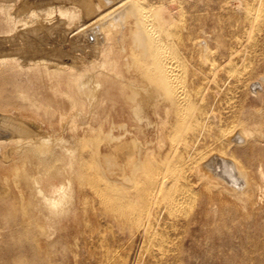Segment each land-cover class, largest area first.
<instances>
[{"label":"bare ground","instance_id":"bare-ground-1","mask_svg":"<svg viewBox=\"0 0 264 264\" xmlns=\"http://www.w3.org/2000/svg\"><path fill=\"white\" fill-rule=\"evenodd\" d=\"M230 3L228 39H202L184 4L0 0V264L80 251L85 264H181L184 244L253 220L264 113L230 101L257 58L264 0ZM16 77L28 86L5 93Z\"/></svg>","mask_w":264,"mask_h":264},{"label":"rangeland","instance_id":"rangeland-1","mask_svg":"<svg viewBox=\"0 0 264 264\" xmlns=\"http://www.w3.org/2000/svg\"><path fill=\"white\" fill-rule=\"evenodd\" d=\"M147 1L150 4H152V5H159L163 1V3L161 5L168 6L170 4L168 7L176 6L177 3H178V6L184 4L181 7L183 9H185V12L186 13H189L190 14V15L187 14V17H188L187 24H188V26L190 27V29H192V31L194 33H196V34L198 33L197 35L201 36L202 39L203 38L209 39L208 38L209 36H211V37L214 36V38L217 37L219 39H228L229 34L233 30V26L234 25H233L232 21H233L234 16H233L232 10H231L233 8V5L231 3H230V5H228L229 1L231 2V0H229V1L228 0H225L224 1L223 0V2H222V0H199L200 2L198 0H178L179 2L177 0L176 1L175 0H165V1L164 0H151V1L147 0ZM195 1H196V3H195ZM220 1H221L222 4L220 3ZM165 2L166 3L168 2L167 5H166ZM191 3H193V4L191 5ZM200 3H202V4L200 5ZM205 4L206 5L208 4V5L206 6ZM190 6H191L192 9L190 8ZM228 6H230V7H228ZM224 7H226V8H224ZM211 9H212V11H211ZM225 9L228 12H226ZM218 11H219V13H218ZM204 12H206V13H204ZM196 13H202V14L204 13V14L202 15V14H196ZM195 22H196V24H195ZM206 25L208 26V28H206L207 27ZM209 25H211V26H209ZM203 27L206 28V29H203ZM209 27H211V28L209 29ZM201 28H202V30H201ZM212 29H214L213 30V33H212ZM207 30H208V33L209 34L207 33ZM219 33H221V34H219ZM259 38H260V40H259L260 46H259V49L257 50L258 51V54H257V51H255L256 52L255 54H256L257 58H255L256 61L255 60L249 61L251 64H250V66H248L246 68L245 73H244L245 76L243 78V81L245 83L242 85L241 88L237 89L238 91L234 89V92L233 91L231 92L232 93L231 94L232 95V98H231V101L230 102H231V104L232 103L234 104V108H233V109H235L234 111H240L241 112L242 110H246V109H250L251 108V109H259V110L261 109L262 110V113H264V82H262V80L264 78V72H263V70H264V47H261V46H264V44H263L264 43V36L262 35V37L260 36ZM210 40H212V41H210V46L212 44L211 47H213L214 46V43H213L214 40L211 39V38H210ZM227 48H228V46H227ZM226 51H227V49L224 50V54L226 53ZM218 53L219 54H217L216 57H218V59H220L219 57L222 56L220 49H219ZM253 61H254V65H253ZM237 65H238V68L242 69V66L239 63ZM257 66L258 67L260 66V68H258ZM261 69H263V70H261ZM258 74H259V76H258ZM246 76L248 78L250 77L249 80L247 79ZM261 76H263V78H261ZM17 78L19 79V81H18ZM259 78H261L262 80H259ZM256 79H257L258 83H257ZM26 81H27V79H25L23 77H20V78L19 77H16L15 79L11 80L7 85L4 86L5 93H8V92L10 93V91H12V89L15 88V87H17V86L18 87H20V86L27 87L28 84H27ZM230 82H229V80H226L225 83H224V86H225L224 88H227V86L230 85ZM246 82H247V84L249 86L246 84ZM253 83H255V84H253ZM244 85L246 86L245 88L248 87L246 90L243 88ZM252 85H254V86H252ZM257 85H258V87H257ZM33 86H35V88L37 87V89H38L37 91L40 94H42V91L38 87L37 83H34ZM249 88L252 90V92L254 94L250 91ZM242 89H243L244 92L243 91H240ZM247 90H249V92H247ZM262 91H263V93H262ZM250 93H252V95H254L255 97L257 95V97L255 98ZM234 98L235 99H238V101L235 100ZM241 100H242V102H241ZM242 106H244V107L241 110ZM221 111L222 112H225V110H221ZM262 119L264 120V114H262ZM262 152H263V157H264V149L262 150ZM263 162H264V160H263ZM238 226H236L237 228L235 227L234 229H230L229 228L228 232H224V234H222V236H220V238L217 240V242L214 241V240H211V239L208 240V241H200L199 244H198V247L197 248L193 247L192 249L188 247V243L184 244L185 255L181 258V260H183V262H181V264H183L184 262H185L184 264H192V263L193 264H207V263L208 264H212V263L213 264H224V263L225 264H228V263L229 264H244V263L245 264H249V263L250 264H264V254H262V252H264V245H263L264 244V240H263V237H264V231H263L264 230V202L262 204H259L257 206V213L255 214V217L253 218L252 221L246 222V224H244V223L238 224ZM225 233H227L229 235H225ZM262 233H263V235H262ZM260 235H261V237H260ZM245 237H247V238L245 239ZM249 237H252V238L249 239ZM258 238H260V239H258ZM222 239L224 240V242H221ZM253 239H254V241H253ZM246 240H249V241H247L248 243H244V241L246 242ZM255 240H258V241L255 242ZM259 241H261V242L263 241L261 243V245H260V242ZM237 242H239V243H237ZM253 243L254 244L256 243V244L253 245ZM244 246L247 249H243L242 247H244ZM240 247H241V249H240ZM225 248H227V249H225ZM250 249H252V250H250ZM260 249H261V252H260ZM256 250H258L259 252H257ZM248 252H249V254H248ZM243 256H248V257H245L244 258ZM130 257H132V254H130L127 257L125 256L124 257L125 258V261H124L123 264L130 263L131 260H132V258H130ZM247 258H249V259H247ZM258 258H259V260H258ZM58 259H59L60 264H83L84 263V261L82 260V251H80L79 256L76 258V260H74L70 254L66 258H64L63 260H61V257L60 256L58 257ZM196 259H198V260H196ZM240 259H241V261H240ZM213 260H214V262H213ZM243 260H245V261H243ZM85 261L87 262L86 264L91 263L90 259L89 260H85ZM210 261H211V263H210ZM215 261H216V263H215ZM261 261H262V263H261ZM141 264H143V263H141Z\"/></svg>","mask_w":264,"mask_h":264}]
</instances>
